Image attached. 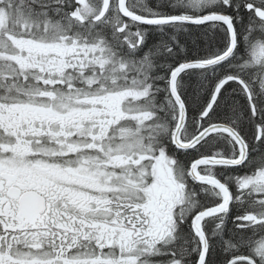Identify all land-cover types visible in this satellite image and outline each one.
I'll use <instances>...</instances> for the list:
<instances>
[{"label":"snow or ice","instance_id":"6c2138e0","mask_svg":"<svg viewBox=\"0 0 264 264\" xmlns=\"http://www.w3.org/2000/svg\"><path fill=\"white\" fill-rule=\"evenodd\" d=\"M0 264H264V0H0Z\"/></svg>","mask_w":264,"mask_h":264}]
</instances>
